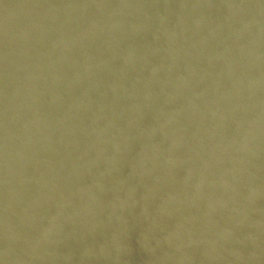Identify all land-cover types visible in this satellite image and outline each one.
Masks as SVG:
<instances>
[{
	"label": "water",
	"instance_id": "water-1",
	"mask_svg": "<svg viewBox=\"0 0 264 264\" xmlns=\"http://www.w3.org/2000/svg\"><path fill=\"white\" fill-rule=\"evenodd\" d=\"M0 264H264V0H0Z\"/></svg>",
	"mask_w": 264,
	"mask_h": 264
}]
</instances>
